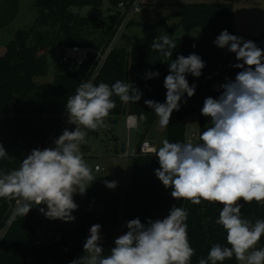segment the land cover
<instances>
[{
	"label": "trees",
	"instance_id": "1",
	"mask_svg": "<svg viewBox=\"0 0 264 264\" xmlns=\"http://www.w3.org/2000/svg\"><path fill=\"white\" fill-rule=\"evenodd\" d=\"M103 1L35 0L38 13L33 25L18 29L6 43L4 53L0 54V143L10 158L0 159V171L19 168L33 149L46 148L51 136L63 122L68 97L75 94L80 83L90 78L95 53L75 70L57 72L51 81L39 82L38 77L48 74L49 70L47 54L41 49L62 48L72 44L100 48L117 22L116 10L108 24L95 14L82 16L75 13L71 7L92 5L95 10H100ZM110 1L116 7L119 0ZM19 5L20 0H0V28L10 24L16 17ZM171 15L180 17L168 34L176 43L171 58L166 59L159 51L152 50L151 46L136 45L131 49L116 47L94 81L96 84L104 82L108 85L117 80L131 82L143 93L136 103H124L113 95L116 107L109 114L114 120L128 113L138 118L139 140L136 153L132 155V188L127 189L116 182L117 187L109 189L105 181L95 179L84 195L75 194L73 197L79 206L72 213L76 217L74 222L47 219L39 212L40 207L47 209V206L33 204L30 212L24 217L18 216L5 234L0 244V264H71V261L82 255H88L83 245L93 224L101 225L103 255H110L114 239L128 231L127 221L139 218L147 225L149 219L165 218L174 205L186 208L189 213L186 221L188 239L195 249L190 264H198L200 258H207L213 244L230 247L226 230L215 223L223 205L207 201L194 205L187 200L173 199L172 189L165 188L155 175V170L160 167L158 157L154 153H142L140 147L159 118L144 101L165 102L167 90L164 79L169 74L172 60L179 55L187 57L195 53L204 61L205 67L200 77L190 73L186 75L189 85L196 87L195 94L189 98L185 93L180 110L171 114L170 123L165 127L169 142L184 143L187 116L201 114L204 100L207 97L217 98L223 91L220 86L242 71L233 67L240 62L235 53L214 44V40L225 29L236 35L234 5L231 2H188L180 4L179 9ZM170 16L160 18L155 24L139 23L155 27ZM180 26L187 31L199 27L201 36H175ZM93 32H99L100 38L95 37L90 42L87 38ZM239 37L251 40L264 49V34ZM149 71L158 72L159 76L148 79L146 73ZM141 113L147 117L145 121H139ZM206 129L201 124L199 136ZM14 201L0 198V228L7 222ZM240 203L243 205V218L253 223L257 219L264 220V202ZM46 226L53 229L57 237L38 244L39 231ZM256 246L264 248V235ZM222 264H239V261L233 256Z\"/></svg>",
	"mask_w": 264,
	"mask_h": 264
},
{
	"label": "clouds",
	"instance_id": "2",
	"mask_svg": "<svg viewBox=\"0 0 264 264\" xmlns=\"http://www.w3.org/2000/svg\"><path fill=\"white\" fill-rule=\"evenodd\" d=\"M214 44L235 53L233 67L242 69L234 81H228L218 98L207 97L201 114L210 117L211 126L200 135L201 143L162 141L153 148L160 167L155 175L165 188H171L175 200H187L199 205L202 201L219 203L223 207L216 224L227 232V244H213L207 258L198 264H218L235 256L241 264H264V248L256 244L264 235V220L254 223L242 217L244 203L264 202V49L255 42L223 30ZM195 47V45H193ZM151 49L171 58L176 43L168 34L156 37ZM204 61L195 53L179 55L172 60L164 79V103L145 100L159 117L161 127L170 123L173 111H179L185 93L195 94L187 74L200 77ZM149 71L146 78L158 77ZM95 77L84 81L70 95L65 105L67 123L74 130L64 129L54 140V148L33 149L19 168L0 171V198L15 199V216H26L33 207L44 204L39 212L50 220L74 222L72 214L78 209L74 195H84L95 181L81 151L88 130L107 128L105 122L116 107L113 95L124 102H138L143 93L131 82L117 80L112 85L94 83ZM186 103V101H184ZM147 117L141 113L139 121ZM10 158L0 143V159ZM115 189V181H105ZM189 213L184 207L173 206L163 219H149L147 225L139 218L127 221L128 229L114 239L110 255H103L101 225L93 224L84 242V252L71 264H190L195 249L188 239Z\"/></svg>",
	"mask_w": 264,
	"mask_h": 264
},
{
	"label": "rangeland",
	"instance_id": "3",
	"mask_svg": "<svg viewBox=\"0 0 264 264\" xmlns=\"http://www.w3.org/2000/svg\"><path fill=\"white\" fill-rule=\"evenodd\" d=\"M188 2H231L234 5V30L237 36L256 37L264 34V0H144L141 11L136 14L133 22L121 32L116 42L117 47L127 49H131L136 45L150 47L153 40L160 34L171 33L172 25L180 21L179 16L171 14L179 9L180 4ZM113 7L114 5L110 0H104L100 10H95L92 5L72 6L71 10L82 16L95 14L110 24ZM37 13L35 0H20L16 17L10 24L0 28V54L4 53L6 43L15 36L18 29L33 25ZM167 16L170 17L155 27H148L139 23L141 20L148 24H155L160 18ZM174 35L200 37L201 31L199 27L187 31L180 26L176 29ZM95 37L99 39L100 33L93 32L87 39L91 42ZM46 56L49 61L48 74L38 77L39 82L51 81L55 73L67 70L66 66L60 62V47L48 49ZM222 92L219 93L217 98ZM105 122L109 127H101L96 131L88 130L85 138L86 142L81 144L84 159L92 169V174L96 179L115 181L125 188L131 189L133 184L132 155L136 153L139 140L137 127H127L120 116L117 120H114L109 115ZM201 124L206 128L210 127V117L203 115L202 120L201 114L198 113L187 116L184 143H192L193 145L200 143L199 129ZM67 129L74 130L75 125L70 124ZM149 136H151L149 137L150 140L155 137L157 148L162 146V141L166 139V128L159 125V118L152 127ZM190 138H193V140L190 141ZM88 147H92V149L86 150ZM96 165L100 169H96ZM255 248L259 249L261 247L255 246Z\"/></svg>",
	"mask_w": 264,
	"mask_h": 264
},
{
	"label": "built area",
	"instance_id": "4",
	"mask_svg": "<svg viewBox=\"0 0 264 264\" xmlns=\"http://www.w3.org/2000/svg\"><path fill=\"white\" fill-rule=\"evenodd\" d=\"M144 0H119L115 9L116 13L118 15L117 22L114 24L113 30L110 34V36L106 39V41L102 44L100 48H95L90 45H83V44H72V45H66L61 48V56H60V62L66 66L67 69L73 71L76 68L82 66L85 64V62L88 60L90 55L92 53H95L94 55V65L92 69V73L90 75V79L99 75L102 67L108 60V57L110 56L111 52L114 50V48L117 47L116 42L121 34V32L124 30L125 27H127L134 19L136 14H138L143 5ZM236 76H231L230 81H234ZM94 79V81H95ZM127 125L132 127L138 126V118L133 117L129 114L126 118ZM70 124L67 123V112L63 114V122L59 126V128L56 130V132L53 133L51 136V139L49 143L47 144L46 148H54V140L58 138L64 129L68 128ZM193 139L190 138V141ZM153 148H157L156 142H153L151 140H144L141 144V152L142 153H154L152 151ZM96 169H100L98 165H96ZM17 207L16 200L13 203L10 215L7 219V222L5 225L0 228V244L7 233L8 229L10 228L13 221L18 217L15 216L13 218L15 209ZM45 232V233H44ZM55 231L51 229L50 227L46 226L45 228L41 229L39 231V236L37 239L38 244H42L43 242H46L52 237H57V234H54Z\"/></svg>",
	"mask_w": 264,
	"mask_h": 264
},
{
	"label": "crops",
	"instance_id": "5",
	"mask_svg": "<svg viewBox=\"0 0 264 264\" xmlns=\"http://www.w3.org/2000/svg\"><path fill=\"white\" fill-rule=\"evenodd\" d=\"M113 12H115V6L113 7ZM140 22H142L141 20H140ZM143 23H146V22H143ZM178 22H176V23H174L172 26H174L175 24H177ZM6 48V47H5ZM48 49H52V48H42L41 49V52H43V53H46L47 54V52H48ZM129 114H131V113H128V114H123V115H121L120 117H122V120H123V122H124V124L127 126V127H129L128 125H127V121H126V118H127V116L129 115ZM132 115V118L133 117H137L135 114H131ZM159 125H160V123H159ZM130 128V127H129ZM132 128H135V127H132ZM149 137H151V136H147V138H149ZM194 137V136H193ZM146 138V140H150V138L149 139H147ZM151 139H153V140H151V141H153V142H157V140L155 139V137H152ZM193 139V138H192ZM89 148V147H88ZM91 149H92V147H91ZM90 149V150H91ZM118 152V151H117ZM116 152V153H117Z\"/></svg>",
	"mask_w": 264,
	"mask_h": 264
},
{
	"label": "water",
	"instance_id": "6",
	"mask_svg": "<svg viewBox=\"0 0 264 264\" xmlns=\"http://www.w3.org/2000/svg\"><path fill=\"white\" fill-rule=\"evenodd\" d=\"M90 149H91V147L87 148L86 150H90Z\"/></svg>",
	"mask_w": 264,
	"mask_h": 264
}]
</instances>
